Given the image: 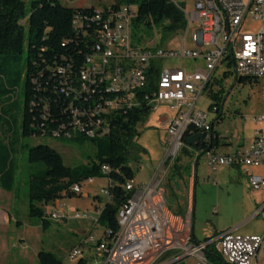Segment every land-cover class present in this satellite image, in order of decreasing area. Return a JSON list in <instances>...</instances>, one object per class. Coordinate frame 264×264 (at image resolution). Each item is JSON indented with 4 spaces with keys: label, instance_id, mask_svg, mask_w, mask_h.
Listing matches in <instances>:
<instances>
[{
    "label": "built area",
    "instance_id": "2783aa9c",
    "mask_svg": "<svg viewBox=\"0 0 264 264\" xmlns=\"http://www.w3.org/2000/svg\"><path fill=\"white\" fill-rule=\"evenodd\" d=\"M169 2L183 13L185 33L196 23L193 41L197 48H185V35L179 51L150 42L138 44L133 39L131 27L136 17V6L122 2L117 7L98 8L92 21L97 22L100 29L77 78L73 81L65 70L59 71L65 75L61 92L68 99L64 111L69 122L58 125L51 132V137H104L109 132L111 119L120 112L137 108L143 101L151 106V113L163 105L174 114L166 121L167 151L160 167L166 157L174 155L182 147V138L188 132L189 137L201 136L203 145H196L200 148L196 153L205 154L209 171L217 172L222 166L242 168L248 177L249 187L260 190L264 188V176L254 175L250 170L264 167V108L254 118L259 129L251 140L231 152H219L212 147L213 122L219 117L216 108L210 110L217 116L211 120L198 108V104L221 65L232 69L234 79L255 80L260 85L264 103V0ZM248 18L259 20L260 26L252 33H241ZM73 24L75 28L81 26L76 16ZM175 59L199 60L201 65L191 69L163 65ZM151 69L156 71L157 78L153 87L145 89ZM160 167L150 184L135 187L130 182L126 185L130 197L117 211V234L109 241L103 237L96 241L88 236L67 253L63 264L82 261L84 264H157L168 254L177 257L174 261L191 258L194 264H209L204 250L211 243L226 264H253L259 250L264 247V232L261 235L226 232L202 243L196 242L191 232L179 236L181 232L173 229L157 179ZM107 171V167L102 168V174ZM94 181L89 179L75 185L72 191L83 194L82 188ZM101 193L109 197L106 188L101 189ZM100 211L101 208L94 216L77 212L70 218L61 208H55L49 218L56 222L88 220L96 225ZM256 216L264 222V203ZM87 245H94L95 256L90 261L82 257Z\"/></svg>",
    "mask_w": 264,
    "mask_h": 264
},
{
    "label": "rangeland",
    "instance_id": "374dc122",
    "mask_svg": "<svg viewBox=\"0 0 264 264\" xmlns=\"http://www.w3.org/2000/svg\"><path fill=\"white\" fill-rule=\"evenodd\" d=\"M22 1L25 12L28 14L31 0ZM73 1L78 2L81 6L95 8L110 6L115 2V0ZM61 4L65 7L72 6L64 0H61ZM195 26L196 23L186 33L184 28L167 38H164L162 31L155 27L147 33H142L141 37L144 44L150 42L166 47L168 50L179 51L182 48V40L185 35V48L194 50L197 48L193 41ZM259 26V20L248 18L241 29V33H252L258 30ZM26 58V46H24L22 56L19 59L9 58L5 60L0 58V70H3L1 76H6L8 79L4 80L2 77L0 80V91L8 90L6 97L0 100V141L4 144L8 141L12 142L16 152L12 192L8 193L0 188V227L4 218L3 208L13 217L9 231L0 233V235H4L6 240L8 238V248L11 250L5 257H1L0 264L35 262V253L40 250L53 252L62 258L58 248L65 247L67 244H77L90 235L98 241L104 231V228L99 224L93 225V227L91 225L89 229L84 231L73 225L75 222L91 223L88 220L73 221L70 219L58 222L51 220L49 215L55 209L54 203H49L43 207L46 218L50 222L47 229L42 230L39 219L28 216V183L31 175L43 167L41 164L29 163L27 148L38 145L48 146L61 155L64 165L68 167L86 164L88 160L94 158L95 149L89 142L72 145L53 137L24 138L21 136L20 121L24 102V79L22 77L14 83L15 88L13 90L12 79L23 74ZM163 65L165 67H188L191 69L201 65V61L175 59L166 61ZM223 72H227L225 80H221ZM215 80H221L224 98L229 89L232 88L226 100L224 99L221 121L214 122L213 127L214 131L220 137H224V141L227 143V146L219 148V152H231L255 135L258 125L254 118L260 115L264 103L261 99L259 84L252 86L236 84L232 76V69H228L224 65L216 70L212 78L213 82ZM217 88L214 85V91ZM212 104L213 101L206 94H203L199 100L198 108L207 113L211 120H215L217 116L209 108ZM173 114L166 106L161 105L137 125L138 136L134 142L138 147L144 149L145 153L137 160L130 159L128 161L129 167L134 171L132 184L135 187L150 184L157 170H159L167 151L165 145L166 121ZM196 158L197 156L191 155V153H183L182 147H180L177 153L166 157L165 163L158 172L157 179L164 193L166 209L171 218L173 229L181 232L179 236L192 231L194 240L198 243H202L205 239L213 240L226 232L261 235L264 232V222L259 216H256V213L264 202V188L260 190L250 188L248 177L243 169L222 166L217 172H211L206 167L205 154L198 158L195 167ZM176 159L179 160L175 161ZM250 171L254 175L264 176V167ZM105 188H107L106 180L96 179L93 185L82 188V193H88V195L62 198L60 199L61 205L66 207L70 218H73L77 212L89 215H92L93 212L97 214L99 208L93 210L94 203L104 204L108 201V197L101 193V189ZM19 239H24L26 249L21 250L19 248V245L22 244ZM176 258V256H168L157 264H179L184 260L174 261ZM185 264H194V260L185 259Z\"/></svg>",
    "mask_w": 264,
    "mask_h": 264
},
{
    "label": "trees",
    "instance_id": "16d2710c",
    "mask_svg": "<svg viewBox=\"0 0 264 264\" xmlns=\"http://www.w3.org/2000/svg\"><path fill=\"white\" fill-rule=\"evenodd\" d=\"M122 2L137 8L131 27L133 39L138 44L142 42L141 34L155 27L162 31L164 38L185 28L183 13L169 0H121V2L116 0L111 6L117 7ZM98 8L65 7L61 0H31L29 12L26 14L22 0H0V58L19 59L26 46L24 72L16 79H12V90L15 88L14 83L22 77L24 79V102L20 121L22 137H51V132L58 125L69 122V116L64 111L68 99L61 92L62 79L65 75L59 71L65 70L73 81L77 78L84 58L91 50L95 34L100 29L98 23L92 21ZM75 16L81 23L79 28H75L73 24ZM1 74L3 70H0V80L3 77ZM156 78V71L151 69L148 74V86L145 89L153 87ZM226 78L227 74L223 73L221 80ZM3 79L8 80L6 76ZM221 80H215L206 89V95L213 101L209 108L210 110L216 108L219 116L214 122L221 121L222 117L220 113L224 91L220 84ZM235 83L250 86L257 84L255 80L247 78L235 79ZM214 85L218 87L216 91L213 89ZM0 93L1 100L6 97L8 90H2ZM149 114L151 106L147 101H143L139 107L114 116L110 122L109 132L104 137L58 138L72 145L91 143L95 154L86 164L68 167L64 165L61 155L48 146L27 148L29 163L41 164L43 167L31 175L28 183V216L39 219L40 227L45 230L50 226V222L43 211L44 206L62 198L81 197L82 194L72 191L75 185L89 179H104L109 197L101 207L97 224L104 228L103 239L109 241L113 238L118 232L117 211L130 197L126 185L134 180V171L129 167L128 161L137 160L145 153V150L134 142L138 136L136 127ZM213 127L212 147L219 149L227 146L225 139L220 137ZM189 135L186 132L182 138V152L196 156L200 148L185 145ZM203 154L202 152L197 154L195 167L198 158ZM15 155L12 142L4 144L0 141V188L8 193L13 189ZM103 167L108 168L105 174H102ZM172 173L174 175L173 170ZM91 225L93 227V224ZM192 238L194 239L193 235ZM209 240L205 239L203 242ZM204 253L209 264H226L217 255L213 243L206 245ZM168 256L170 254L164 258ZM30 264H62V260L53 252L40 250L36 255V261ZM79 264L84 263L82 261Z\"/></svg>",
    "mask_w": 264,
    "mask_h": 264
},
{
    "label": "crops",
    "instance_id": "0c3cea01",
    "mask_svg": "<svg viewBox=\"0 0 264 264\" xmlns=\"http://www.w3.org/2000/svg\"><path fill=\"white\" fill-rule=\"evenodd\" d=\"M64 1H66V2H68V3H70V4H72V6L71 7H73V8H84V7H86V6H81V4H78V2H76V1H73V0H64ZM259 128L257 127L256 128V130H258ZM256 133V132H255ZM255 136V135H254ZM253 136V137H254ZM252 137V138H253ZM251 138V139H252ZM250 139V140H251ZM236 168V167H235ZM237 169H242V168H237ZM244 173H245V171H244ZM250 173H252L251 171H250ZM253 174V173H252ZM94 183H95V181H94ZM93 183V184H94ZM92 184V185H93ZM86 195H88V193H85V194H82V196H86ZM97 201H99V199H97ZM264 202H262V204H263ZM261 204V205H262ZM104 204H102V203H99V204H97V202L96 203H94V208H93V210H95V209H97V208H101L102 206H103ZM54 206H55V208H61L63 211H64V213L66 214V215H69L68 214V210L66 209V207L64 206V205H61V201L60 200H57V201H55L54 202ZM3 211H4V213H3V215H4V218H3V220L1 221L2 222V224H1V231H0V233H2V231H4V232H8L9 231V229H10V226H11V221L13 220V217H12V215L5 209V208H3ZM93 214H95L94 212H93ZM92 214V215H93ZM70 217V216H69ZM65 220H70V219H65ZM71 220H73V219H71ZM73 221H75V220H73ZM17 223V222H16ZM73 225H75V227L76 228H79V229H83L82 231H84V230H87V229H89V227H91V223H88V224H82V223H73ZM88 237V236H87ZM87 237H85V239L87 238ZM7 240H8V238H7ZM7 240H6V238L4 237V235H0V259H1V257L2 256H6V254H8V253H10V249L8 248V242H7ZM83 241V240H82ZM82 241H80L79 243H77V244H73V245H69V244H67L65 247H61V248H58V250H59V253H61V256H62V258H60L61 260H62V264L63 263H65V259H66V255H67V253L72 249V248H74V247H76V246H79L80 244H82ZM19 242H21L22 244H20L19 245V248L21 249V250H24V249H26V245L24 244V239H19ZM13 245V244H12ZM12 247H15V246H12ZM37 253H38V251L35 253V256L37 255ZM95 256V253H94V247L93 246H90V245H87V246H84V249H83V255H82V257L86 260V261H90L93 257ZM31 263H34V262H31ZM30 264V263H29ZM179 264H185V259L183 260V262H181V263H179ZM253 264H264V247L263 248H261L260 250H259V252H258V254H257V257H256V259H255V261H254V263Z\"/></svg>",
    "mask_w": 264,
    "mask_h": 264
},
{
    "label": "water",
    "instance_id": "95a60500",
    "mask_svg": "<svg viewBox=\"0 0 264 264\" xmlns=\"http://www.w3.org/2000/svg\"><path fill=\"white\" fill-rule=\"evenodd\" d=\"M231 90H232V88L229 89L228 94L224 98L225 100L228 97V95L231 92ZM225 100H223V102H222V105H221L222 108H223V105H224ZM221 113H222V111H221ZM222 138H224V137H222ZM197 144H199L200 146L203 145V142L201 141V136L200 135L191 136V137L187 138L186 141H185V145L187 147H190V148H195Z\"/></svg>",
    "mask_w": 264,
    "mask_h": 264
}]
</instances>
